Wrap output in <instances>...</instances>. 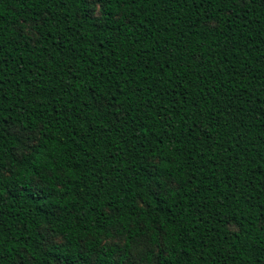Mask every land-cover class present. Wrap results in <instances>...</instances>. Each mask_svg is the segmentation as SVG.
<instances>
[{"label":"trees","instance_id":"trees-1","mask_svg":"<svg viewBox=\"0 0 264 264\" xmlns=\"http://www.w3.org/2000/svg\"><path fill=\"white\" fill-rule=\"evenodd\" d=\"M0 264H264V0H0Z\"/></svg>","mask_w":264,"mask_h":264},{"label":"rangeland","instance_id":"rangeland-1","mask_svg":"<svg viewBox=\"0 0 264 264\" xmlns=\"http://www.w3.org/2000/svg\"><path fill=\"white\" fill-rule=\"evenodd\" d=\"M53 239H54V241H58V240H60L59 238H53ZM107 241H108V242H112V241H119V242H121V241H120L119 239H117V238H116V239H108ZM140 248H143V246L141 245ZM135 254H136V253L133 252V255H134V256H136Z\"/></svg>","mask_w":264,"mask_h":264}]
</instances>
